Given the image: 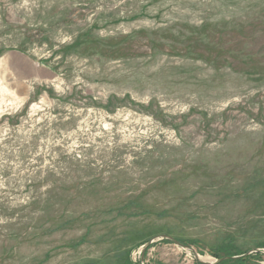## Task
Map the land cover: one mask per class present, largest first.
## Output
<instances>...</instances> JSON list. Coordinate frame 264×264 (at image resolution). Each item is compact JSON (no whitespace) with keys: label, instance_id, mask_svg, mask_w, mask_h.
Wrapping results in <instances>:
<instances>
[{"label":"rangeland","instance_id":"obj_1","mask_svg":"<svg viewBox=\"0 0 264 264\" xmlns=\"http://www.w3.org/2000/svg\"><path fill=\"white\" fill-rule=\"evenodd\" d=\"M225 245L264 264V0H0V264Z\"/></svg>","mask_w":264,"mask_h":264},{"label":"trees","instance_id":"obj_2","mask_svg":"<svg viewBox=\"0 0 264 264\" xmlns=\"http://www.w3.org/2000/svg\"><path fill=\"white\" fill-rule=\"evenodd\" d=\"M164 241H167L164 239ZM230 248L229 245H225L224 248L222 249V251H224V254H226L228 257L227 260H223L220 261L217 264H246L248 262V259H252L253 256H259L258 254H254V255H250V256H246V257H238V258H232L231 256L235 255V254H231L230 250L228 249ZM216 258H221L220 256H218L217 252L212 253ZM237 255V254H236ZM127 264H138V262H131L129 261ZM194 264H203V263H199L198 261H195Z\"/></svg>","mask_w":264,"mask_h":264},{"label":"water","instance_id":"obj_3","mask_svg":"<svg viewBox=\"0 0 264 264\" xmlns=\"http://www.w3.org/2000/svg\"><path fill=\"white\" fill-rule=\"evenodd\" d=\"M165 238H168V237H165ZM169 239L171 240V238H169ZM175 243H176V244H179V243L176 242V241H175ZM148 244H149V242L146 243V245H148ZM146 245H145V246H146ZM179 245H180V244H179ZM145 246L141 249V251L144 250ZM181 246H183V245H181ZM256 251H258V250H257V249H254V250L248 251V252L245 253L244 255H246V254H250V253H253V252H256ZM194 257H195V259L198 260L199 263H203V264H216V263H219L220 261H222V260L225 259V258H220V259H217L216 261H214L213 263H208V262H204V261L200 260V259L198 258V256L196 255V253H194ZM233 258H237V257L235 256V257H233ZM141 261H142V257H141V259H140V263H141Z\"/></svg>","mask_w":264,"mask_h":264}]
</instances>
